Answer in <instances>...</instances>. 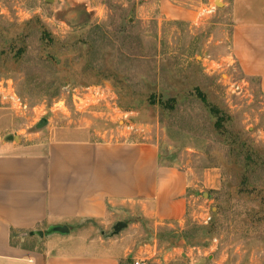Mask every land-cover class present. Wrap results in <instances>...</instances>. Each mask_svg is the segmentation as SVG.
Segmentation results:
<instances>
[{"label": "rangeland", "instance_id": "obj_1", "mask_svg": "<svg viewBox=\"0 0 264 264\" xmlns=\"http://www.w3.org/2000/svg\"><path fill=\"white\" fill-rule=\"evenodd\" d=\"M230 13L215 0H0V146L152 140L189 172L181 223L135 200L106 227L73 228L117 240L123 264H264V92L230 58Z\"/></svg>", "mask_w": 264, "mask_h": 264}, {"label": "crops", "instance_id": "obj_2", "mask_svg": "<svg viewBox=\"0 0 264 264\" xmlns=\"http://www.w3.org/2000/svg\"><path fill=\"white\" fill-rule=\"evenodd\" d=\"M222 3L231 12L230 58L244 76L257 78L264 92V0ZM190 186L189 172L161 163L152 140L57 137L46 142L22 140L17 145L4 142L0 264H123L127 253L117 247V240L84 238L73 228L85 220L106 227L111 210L135 200L143 204V214L157 223H181L188 212ZM119 221L123 220L115 224ZM62 225L67 233L50 231ZM34 230L44 235H30ZM26 239H38L42 245L29 246Z\"/></svg>", "mask_w": 264, "mask_h": 264}, {"label": "water", "instance_id": "obj_3", "mask_svg": "<svg viewBox=\"0 0 264 264\" xmlns=\"http://www.w3.org/2000/svg\"><path fill=\"white\" fill-rule=\"evenodd\" d=\"M215 3L219 6L223 5V3L221 1L215 0ZM126 226V223L123 221H119L117 222L114 226V232L117 233L119 232L123 227ZM50 231H56V232H60V233H67L68 232V228L65 225L62 226H53L50 228ZM30 235H37L39 237H42L44 235V233L40 230H34V231H30L29 232Z\"/></svg>", "mask_w": 264, "mask_h": 264}, {"label": "built area", "instance_id": "obj_4", "mask_svg": "<svg viewBox=\"0 0 264 264\" xmlns=\"http://www.w3.org/2000/svg\"><path fill=\"white\" fill-rule=\"evenodd\" d=\"M239 84L236 85V88H239ZM7 91L5 95H3L5 98H9L12 106H15L17 108H26V104H23L19 97L16 96L15 92L11 90L10 86H6ZM134 264H139V261H135Z\"/></svg>", "mask_w": 264, "mask_h": 264}, {"label": "trees", "instance_id": "obj_5", "mask_svg": "<svg viewBox=\"0 0 264 264\" xmlns=\"http://www.w3.org/2000/svg\"><path fill=\"white\" fill-rule=\"evenodd\" d=\"M217 125H218V122L216 123ZM15 231L14 230H12V232H11V237L13 236H15V233H14Z\"/></svg>", "mask_w": 264, "mask_h": 264}, {"label": "bare ground", "instance_id": "obj_6", "mask_svg": "<svg viewBox=\"0 0 264 264\" xmlns=\"http://www.w3.org/2000/svg\"><path fill=\"white\" fill-rule=\"evenodd\" d=\"M218 1H221V0H218Z\"/></svg>", "mask_w": 264, "mask_h": 264}]
</instances>
